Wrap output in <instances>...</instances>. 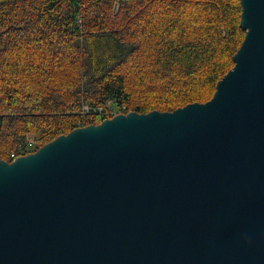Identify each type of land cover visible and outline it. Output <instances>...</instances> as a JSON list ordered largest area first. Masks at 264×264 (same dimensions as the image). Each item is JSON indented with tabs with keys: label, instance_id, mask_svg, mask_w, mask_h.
<instances>
[{
	"label": "water",
	"instance_id": "1",
	"mask_svg": "<svg viewBox=\"0 0 264 264\" xmlns=\"http://www.w3.org/2000/svg\"><path fill=\"white\" fill-rule=\"evenodd\" d=\"M213 96L0 159V264H264V0Z\"/></svg>",
	"mask_w": 264,
	"mask_h": 264
},
{
	"label": "trees",
	"instance_id": "2",
	"mask_svg": "<svg viewBox=\"0 0 264 264\" xmlns=\"http://www.w3.org/2000/svg\"><path fill=\"white\" fill-rule=\"evenodd\" d=\"M240 19V0H0V159L98 124L112 105L209 100L244 39Z\"/></svg>",
	"mask_w": 264,
	"mask_h": 264
},
{
	"label": "built area",
	"instance_id": "3",
	"mask_svg": "<svg viewBox=\"0 0 264 264\" xmlns=\"http://www.w3.org/2000/svg\"><path fill=\"white\" fill-rule=\"evenodd\" d=\"M114 9H115V11H117V9H118V5L116 4L115 6H114ZM84 109H86L87 111H88V107H85ZM96 111V110H95ZM96 112H102V108L100 107V108H98V110L96 111ZM112 112V111H111ZM116 113L115 112H112V115H115ZM29 146H32L31 144L29 145ZM28 148V147H27ZM24 155V154H23ZM17 156H19V155H17V153L16 152H12L11 153V157L13 158V159H15Z\"/></svg>",
	"mask_w": 264,
	"mask_h": 264
},
{
	"label": "rangeland",
	"instance_id": "4",
	"mask_svg": "<svg viewBox=\"0 0 264 264\" xmlns=\"http://www.w3.org/2000/svg\"><path fill=\"white\" fill-rule=\"evenodd\" d=\"M112 108H113L115 111H117V108H116V107H114L113 105H112ZM115 111H112V112H115Z\"/></svg>",
	"mask_w": 264,
	"mask_h": 264
}]
</instances>
